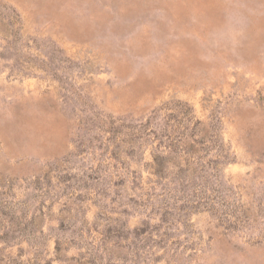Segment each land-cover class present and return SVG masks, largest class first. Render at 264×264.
Wrapping results in <instances>:
<instances>
[{"label": "rangeland", "instance_id": "374dc122", "mask_svg": "<svg viewBox=\"0 0 264 264\" xmlns=\"http://www.w3.org/2000/svg\"><path fill=\"white\" fill-rule=\"evenodd\" d=\"M0 264H264V0H0Z\"/></svg>", "mask_w": 264, "mask_h": 264}]
</instances>
